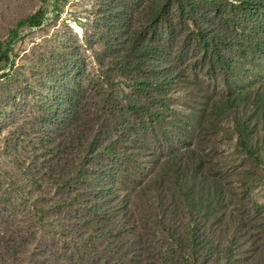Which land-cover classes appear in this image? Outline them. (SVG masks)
I'll return each mask as SVG.
<instances>
[{
    "label": "trees",
    "instance_id": "1",
    "mask_svg": "<svg viewBox=\"0 0 264 264\" xmlns=\"http://www.w3.org/2000/svg\"><path fill=\"white\" fill-rule=\"evenodd\" d=\"M246 4L251 1L238 7L217 0L147 1L144 32L126 38L123 63L116 67L118 76L132 84L133 96L125 100V107L111 102L109 96L99 105L104 106L102 115H84L69 94L62 99L64 109L51 107L45 114L55 132L70 129L80 144L71 152L68 148L54 151L56 158L47 169L50 187L57 188L54 197L30 182L44 194L30 200L29 233L19 239L0 237V264H231L223 259V250L206 238V223L223 219L215 214L228 200L219 184L208 179L205 149L207 133L213 134L210 141L216 140L222 133L220 124L239 100L232 96L247 93L233 89L213 99L199 121H185L172 131L169 151L158 157L157 173H151L150 164L133 157L127 148L132 141L140 144L144 126L156 128L162 123L168 129L162 115L167 107L163 94L181 76L175 61L194 52L185 59L186 68L193 64L207 76L208 65L210 73L221 75L225 84L229 60L241 59L246 48L264 47L263 21L258 17L250 25ZM255 9L263 13L264 5L259 3ZM45 16L41 11L20 22L12 39L27 28L41 26ZM181 26L184 35L179 37ZM10 43L0 42V72L10 63L14 67ZM144 97L159 110L148 111ZM259 111L264 113V108ZM128 115L133 121L123 124L121 118L126 120ZM247 122L236 129L239 145L258 163L261 158L247 147L252 131ZM209 125L214 128L207 129ZM49 226L58 233V241L42 239L39 247L34 245L33 235ZM49 243L59 249L55 256Z\"/></svg>",
    "mask_w": 264,
    "mask_h": 264
},
{
    "label": "rangeland",
    "instance_id": "2",
    "mask_svg": "<svg viewBox=\"0 0 264 264\" xmlns=\"http://www.w3.org/2000/svg\"><path fill=\"white\" fill-rule=\"evenodd\" d=\"M147 1L66 0L55 7L54 0H0V42H11L10 59L14 61V67L10 63L7 70L0 72L4 75L0 78L1 238L19 239L29 233L30 200L44 194L35 191L30 182L54 197L57 188H51L52 181L47 180V169L56 158L54 151L68 148L71 152L80 144L77 133L70 135V129L55 132L45 116L49 109H64L62 99L70 94L79 102L80 114L102 115L104 106L99 105L109 96L111 102L118 101L123 107L127 105L125 100L133 96L132 84L118 76L116 67L123 63L126 38L144 32ZM217 1L235 7L251 1L246 4L250 25L258 17L264 25V12L258 15L255 9L259 3L264 5V0ZM41 11L46 15L43 24L25 29L13 40L16 26ZM183 33L181 26L178 36ZM193 53L175 61L181 76L163 94L167 107L162 115L168 129L162 123L156 128L144 126L140 144L132 141L127 151L150 164L151 173H157L158 157L169 151L172 131L185 121H199L201 114L206 110L208 113L213 99L233 89L246 92L248 95L232 96L239 100L220 124L222 133L216 140L210 141L213 134L207 133V176L210 182L219 184L228 202L215 214L222 220L206 223V238L223 250V259L231 264H264V113L259 111L264 108V47L246 48L241 59L229 60L225 84L221 75L210 73L208 65L207 76L191 63V68H186L185 59ZM143 101L148 111L159 110L148 98ZM120 121L125 124L133 120L128 115ZM245 121L252 129L247 147L261 162L256 163L239 145L236 129ZM52 238L58 241L59 235L51 226L39 229L33 235L34 245L39 247V241L50 242ZM27 240L32 242L31 238ZM58 250L52 247V254L55 256Z\"/></svg>",
    "mask_w": 264,
    "mask_h": 264
}]
</instances>
